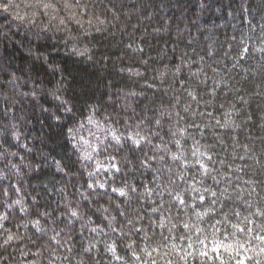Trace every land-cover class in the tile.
<instances>
[{
    "label": "trees",
    "instance_id": "16d2710c",
    "mask_svg": "<svg viewBox=\"0 0 264 264\" xmlns=\"http://www.w3.org/2000/svg\"><path fill=\"white\" fill-rule=\"evenodd\" d=\"M208 209L264 221V0H0V264H185Z\"/></svg>",
    "mask_w": 264,
    "mask_h": 264
},
{
    "label": "snow or ice",
    "instance_id": "6c2138e0",
    "mask_svg": "<svg viewBox=\"0 0 264 264\" xmlns=\"http://www.w3.org/2000/svg\"><path fill=\"white\" fill-rule=\"evenodd\" d=\"M210 158L211 157H209V159ZM113 191H117V190L113 189ZM119 191L121 195H125L123 190H119ZM193 191L198 192L199 190L194 188ZM212 195L215 196L216 193L213 192ZM199 199L201 201H204L205 197L201 195ZM180 203L185 204L186 201L180 199ZM212 211H213L212 209H208V211L202 213L197 212L195 222H183L182 228L184 232L180 236L165 237L164 243H162V247H169L167 241H170L172 239L183 240L185 241V244L183 246H178L177 244H171L170 251L166 252L164 255L170 256L173 252L183 253L181 258L184 260L185 264H187V262L193 258L212 259L213 256L215 257V259L220 260L221 264H224L223 258L220 254L221 249H223L224 251L234 250L235 255L237 257L242 256L243 258L237 260V264H245V261L247 259H253L254 257L249 255V253L254 252L256 256H264V247L261 246L253 247L247 241H241L235 239L238 233L247 234L249 232L258 230L262 234L255 236V239L259 240L261 244H264V221H261V223L257 225L255 221L251 219L250 216H244L239 223H231L227 213L224 214L225 218L222 221L219 219H215L214 216H209V213ZM71 215L75 217L77 216V212L73 211ZM233 215L236 217H240L241 213L233 210ZM253 215L264 216V212L255 213ZM205 217H209V219L205 221L204 220ZM201 223H207L208 227L207 228L201 227ZM224 223H228L232 231H228L227 227L223 231H221L217 227V225ZM241 224H243V226H241ZM249 225H254V227H248ZM173 227H175V225H173ZM209 228L212 229L211 232L208 231ZM11 238L12 237L10 236L9 239ZM230 238L232 240L231 243L224 242L225 240H228ZM209 243H211L210 248H209ZM142 251L145 256L148 257L152 256V253L149 252L147 249H143ZM153 251H157V249H153ZM210 253H212L211 256ZM133 256L136 261L141 260V256L136 255L135 252H133ZM117 259H119V257H117ZM145 264H147V262H145ZM151 264H157V261L155 259H152ZM165 264H172V261L166 260ZM255 264H264V261H261L260 259H256Z\"/></svg>",
    "mask_w": 264,
    "mask_h": 264
}]
</instances>
